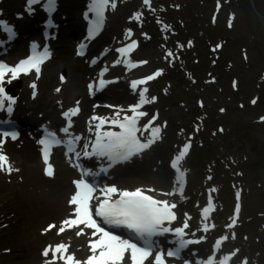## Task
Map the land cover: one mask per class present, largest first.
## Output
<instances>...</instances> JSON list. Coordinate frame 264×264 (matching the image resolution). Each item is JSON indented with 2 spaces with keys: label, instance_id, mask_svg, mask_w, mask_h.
Listing matches in <instances>:
<instances>
[{
  "label": "rangeland",
  "instance_id": "1",
  "mask_svg": "<svg viewBox=\"0 0 264 264\" xmlns=\"http://www.w3.org/2000/svg\"><path fill=\"white\" fill-rule=\"evenodd\" d=\"M253 3L261 21L249 12L247 0H150V5L144 4L139 11V20L123 21L114 36L109 29V44V39L102 40L103 45L113 48L126 39L130 29L141 45L134 59L147 56L150 64L162 68L161 77L145 93L151 100L155 97L154 105L147 109L148 117L160 113L159 121L166 131L165 143L151 153L149 162L157 163L161 170L123 174L120 187H152L156 183L171 189L175 196L166 182L172 174L168 168L172 158L190 143L180 168L197 190L196 200H192L196 206L200 202L208 206L211 197L210 220L216 230L208 236L212 241L216 235L226 237L222 245L225 251L237 256L241 253L232 264H264V0ZM116 10L121 13L123 5L116 2ZM117 15L109 12L108 19ZM64 45L71 54L70 45ZM169 52L172 56H166ZM124 87L126 92L110 103H137L128 92V81ZM165 112L174 119L168 121ZM131 114L124 109L120 118ZM24 172L29 174L27 169ZM15 181L11 176L8 182L17 189ZM4 182L5 176L0 175V186ZM31 182L34 180L29 177L25 199L31 208L11 201L1 204L5 210L0 213V264H45L51 253L44 257L42 245L53 247L61 241L69 244L68 252H73L75 259L83 261L82 250L74 253L80 244L73 242L75 236L70 232L40 236L47 223L55 222L57 227L52 230L58 229L60 219L69 214L51 215L48 207L34 203ZM236 202L242 209L235 226L229 228L226 226L234 219ZM224 227L228 234L220 233Z\"/></svg>",
  "mask_w": 264,
  "mask_h": 264
},
{
  "label": "snow or ice",
  "instance_id": "2",
  "mask_svg": "<svg viewBox=\"0 0 264 264\" xmlns=\"http://www.w3.org/2000/svg\"><path fill=\"white\" fill-rule=\"evenodd\" d=\"M36 3H39V0H28L29 6ZM143 3L150 5V0H143ZM54 4L55 0H47V10L51 11L54 8ZM108 7L114 9L116 7L115 0H91L89 11L95 14V20L89 27V39L97 34L103 26L105 10ZM140 17L141 13L137 12L133 14L131 19L139 20ZM0 31L7 32L9 38H12L14 35L12 28L3 21H0ZM125 35L127 38H130L132 36L131 30H126ZM84 47L85 45H80L81 50ZM135 47L136 41L132 40L131 43L116 49V51L122 57H127ZM219 47L217 45V48ZM32 48L34 50L33 54L26 59L20 60L14 66L0 62V84L4 82L7 74L11 75V79H16L21 73L25 75L30 74L31 70H34L37 78H39L40 65L49 54L47 49L42 53H36L35 49L37 45L35 44L32 45ZM78 54H82V51L78 52ZM166 56H172V53H166ZM121 62L125 63L127 67L135 68L137 66V64L131 63L126 59L123 61L117 59L115 63L119 64ZM139 63L146 64L147 61H140ZM106 71L107 69H104L100 73V76L102 77ZM160 74V71H156L143 79L132 80L130 86L133 91H136L138 85H143ZM97 83L99 89L106 83H111V81L106 82L101 78ZM30 86L35 89L34 83ZM88 87L91 93L93 85L89 84ZM146 92V88L141 89L138 93V102L129 106L128 111L132 113L131 115H124L121 119L120 112L117 111L112 119L95 115L91 117L90 132H93L91 122H96L94 125V139L84 140L82 150L80 151L77 150V145L82 140V137L74 135L70 131L72 128L71 118L78 114V107L70 108L62 113L66 120V125L60 128L59 132L64 134L65 139L58 138L56 132L46 129L44 133L45 138L38 141L42 146L41 156L45 165V175L51 177L54 174L53 166L49 162L53 147L62 146L65 149L64 155L66 157L78 161L73 166L80 171V178L73 181L75 190L68 200V204L73 206V212L69 218L64 219L60 223L57 234L63 233L66 229L76 228L78 229L76 235L80 236L85 234L84 229L86 228L91 229V237H95V239H90L89 250L91 254L87 256L86 260L80 261L75 259L74 255L68 254V245L60 243L54 248L49 246L43 250L42 255L44 257H49L51 253V259L46 260L45 264H56L57 260L62 261L63 264H129V262L130 264H145L149 258H152L151 264H166L165 256L179 258L181 250L189 244L199 243L205 239L203 236L199 240L184 238L186 235L185 229L189 228L187 219H190V217L187 216V213H185L186 220L182 227H168V224L176 220V215L172 211L176 207V204L170 203L165 199H158L154 195L146 194V192H155V189L144 190L136 188L135 190H127L119 189L115 185H104L101 187L98 186L95 179H88L89 177L94 178L101 173H106L108 168H111L114 164L128 161L134 156L139 155L159 138L160 127L152 126V121L156 119L155 116L148 123L144 124L143 128L138 127L139 119L147 115L145 112L139 111V109L144 104L151 102L145 98ZM33 95H35V92ZM152 100H155V97ZM5 101H8L6 110L8 113H11L15 100L6 96L5 89L0 87V110L5 108ZM105 124L115 126L119 131L103 130ZM145 132H148L149 135L142 140L141 137L144 136ZM0 136L10 137L13 140L17 138L15 132L8 131L0 132ZM2 143L3 140H0V144ZM188 147L189 145L185 144L171 163V167L176 171L175 185H179L181 191L183 188L184 172L181 171L180 163L186 155ZM82 157L89 159L95 157L100 161L106 160L107 165H102L98 171L94 172L82 163H79ZM14 170L18 171V169H13L9 158L0 152V171L11 173ZM160 195L172 196L173 192L160 193ZM212 207V200L209 197L208 206L202 211V218L205 221L208 219ZM238 210L239 207L237 206L236 211L238 212ZM235 223L234 218L232 223L226 227H234ZM56 227V225L50 224L45 231ZM209 227V224L205 223L202 231H209ZM121 228L130 234L127 238L112 231V229ZM170 232L176 238L174 241L175 247L165 252L159 248L157 241L153 238ZM224 239L226 237H222L215 242L213 245L214 251L221 247ZM232 255H235V253ZM229 259V256H224L219 260V264H227ZM185 264H189V262L185 261ZM196 264H217V262L214 256L210 255L206 260L197 261Z\"/></svg>",
  "mask_w": 264,
  "mask_h": 264
},
{
  "label": "bare ground",
  "instance_id": "3",
  "mask_svg": "<svg viewBox=\"0 0 264 264\" xmlns=\"http://www.w3.org/2000/svg\"><path fill=\"white\" fill-rule=\"evenodd\" d=\"M24 0H0V21L7 22V25L13 24L14 28L16 30V39L12 41H3L7 40L9 35L1 34L0 33V44H3L5 48H7V54L6 56L10 59L13 55V51L15 50H22L24 47V42L26 38V35H28L31 32L39 31L40 28L38 26V22L44 17L43 11L36 7V8H27L26 11H22L19 13L16 10V7L19 8V4ZM123 3V10L121 13H117L118 15L113 19L111 23H109L106 26V32L103 33L100 36V40L103 39H109L110 35L108 30L113 29V36L115 34H118L117 32L122 29L121 23L125 21V24H129V22H133L134 19H131L134 13L136 11H143L144 7L142 5L141 0H120ZM88 2H91V0H59L58 1V13L53 17V28L56 29V34L53 36V53L57 54L56 58L53 59V61L47 63L44 68L43 72L41 74V78H36L31 75H28L26 77H20L24 79V83L22 84V87L20 89H16L15 94L19 97V101H24L26 103V100H28V104L30 105L28 110H30L29 115V121L26 118H21L18 115L15 117L19 119L20 124L23 126L22 133L25 135L27 133L26 130H24L25 126L29 123L32 124V121L34 120V113L35 112H42L43 115H45V119H48V117H55L57 115V112L59 113L60 109L65 110L68 106H79L81 108V114L74 120L76 124H80L82 121L81 115L88 112V106L87 101L89 98L86 96V87L83 89V83L87 80H89L92 77V68L89 67L87 64H84L81 62V64H74L73 59L69 56L67 52L66 45H64V42L66 38H71L75 35V33L79 34L81 29V20L78 17V13L81 12V10L85 9L88 6ZM122 6V5H121ZM20 10V9H19ZM112 10V9H110ZM76 13V15H75ZM35 34V33H34ZM111 40V39H109ZM132 40L136 41V48L134 51L133 57L139 54V44L138 40L127 38L122 42L123 46L126 45V43L131 42ZM74 41V40H72ZM73 43V42H71ZM123 46H117L116 49L121 48ZM93 49V47H92ZM101 50V49H100ZM98 50V52L100 51ZM93 51V50H92ZM112 52H105L102 53L101 57L104 61L107 62V65L110 68L109 73H133V77H129V81L131 82L133 79H136L138 77L145 76L143 74H137L139 72H143L145 70H154L155 68H161L158 64H150L147 60V56H141L138 58V60L134 62H140V61H147L144 66L139 69L136 72L122 69L126 68L125 64H121L120 66L115 64L114 62H111ZM106 56V57H104ZM110 62V63H108ZM117 65V66H116ZM47 66V68H46ZM49 66V67H48ZM128 68V67H127ZM62 72L61 75L63 77L62 84L60 85L59 91H55L54 93L51 91L52 87H55L58 84L57 76L58 72ZM56 72V73H55ZM147 72V71H146ZM151 71L150 73H152ZM149 74V73H148ZM147 74V75H148ZM125 77V76H124ZM123 83L126 81L125 78H122L121 80ZM122 82L119 84H113L105 92L103 93V96L105 99H112V98H119L121 93H124L126 90L124 89V86L122 85ZM8 81L4 80L2 83V86H8ZM33 83H37V96L36 99L30 100L29 96L26 98V95L30 93L31 88L30 85ZM149 84L141 86L138 91L144 88H148ZM28 92V93H27ZM139 93V92H138ZM137 93L136 96L132 98L133 101L139 100V94ZM146 99L150 100V103H146L145 107H149L150 109L154 105L152 100L145 96ZM78 102V104H77ZM5 105H7L5 103ZM123 109H128V103H124L121 105ZM14 107V105H12ZM159 114V118H161V114ZM114 117L115 115H112ZM166 119L168 121H172L174 119V115L171 113L165 112ZM57 120V119H56ZM145 120V119H144ZM144 120L138 121V126L143 128ZM155 127H160V134L159 138L155 140V142L151 145V148L144 151L143 155L135 159L134 161H130L127 164L115 169V173H112L111 175H117L118 172H122L123 174L128 173H137V171H140L141 169L149 170L150 172H157L159 166L157 163L155 164L153 162L152 165H150L152 162V155L151 153L158 150L164 143H165V136L166 131L164 129V124L161 121L156 122ZM114 128H116L114 126ZM73 132H79L81 136H83L87 130H79L76 127L70 129ZM149 135L148 132L144 133V136L142 138H145ZM18 149L17 152L20 153V155L17 157L16 154H14L15 150V142L9 141V140H3V143L0 144V151L6 152L7 154H10L11 157L17 158V165L22 166V169L27 165V170L29 168V174H25V180L24 176L21 175V181H16V184L18 185V189H15L14 186H12L9 183H3L2 186H0V213L3 212L5 209H3V206H1L2 203H11L18 205H25L26 207L31 206L29 203L25 201L27 200V190H26V181L29 177H32L36 181V186L31 189L30 193L35 196V202H39V204H42L45 207L49 208V211L51 212V215L55 214H68L73 209V206H70L68 204V200H65L66 190L70 187V183H66L62 177V172H54L52 175L53 177H49L45 175L39 168L38 163V155L33 146L25 145L19 146L17 145ZM30 161L33 162V165L30 164ZM41 167V166H40ZM161 170V169H160ZM182 171V170H181ZM1 172V171H0ZM172 176L169 180L166 182L174 186L176 189V197L172 202L176 204V212L177 217L176 220H174L172 223L175 224L177 227H182L186 216L185 213H187V216L190 217V219H187V223L189 224V228L185 229V239L190 233H198L199 238L201 236L205 237L204 240L200 241L198 245H191L189 244L187 246V250L185 251V259L189 260L191 264H196V262L199 260L201 255L206 252L208 249L212 248V241L210 237L208 236L209 233L206 234V232L202 231L201 228H203L204 224H209V229L211 228V220L210 218L213 217L212 215L208 216V219L205 221L202 218V211L204 209V204L200 206H196L192 200L196 199L197 190L195 187H193L184 173V180H183V188L182 191L179 188V185H175L176 180V171L174 170L172 172ZM2 175V174H0ZM12 175V172L9 173L6 171L5 177H9ZM66 176V175H65ZM120 176V175H119ZM118 176V177H119ZM120 180H122L120 178ZM117 181L115 183L120 182ZM123 180L129 181L126 178H123ZM25 181V184H24ZM154 182V181H153ZM21 184V185H20ZM41 185L48 186L47 189H44L41 187ZM129 190V189H128ZM11 195V196H8ZM162 199L171 201L170 199L166 197H162ZM26 203L28 205H26ZM46 210V209H43ZM216 230V228L214 229ZM213 230V231H214ZM226 230V228L224 229ZM83 236H77L73 239L78 244H84L85 240L87 238V235L90 233L88 230H84ZM220 234V233H219ZM224 234H226L224 232ZM191 238H195L192 237ZM174 235H166L164 237H161L157 240L158 244H162L165 241L174 242L175 241ZM1 246V244H0ZM83 249H86L87 247L83 245ZM82 248H79L75 251V254H77ZM1 251V247H0ZM238 256L232 255L225 251V249L221 246L219 248V255L223 258L224 256H229L230 261L229 264H232L234 260H237ZM167 264V263H166ZM177 264V263H176ZM238 264V263H237Z\"/></svg>",
  "mask_w": 264,
  "mask_h": 264
},
{
  "label": "water",
  "instance_id": "4",
  "mask_svg": "<svg viewBox=\"0 0 264 264\" xmlns=\"http://www.w3.org/2000/svg\"><path fill=\"white\" fill-rule=\"evenodd\" d=\"M247 4H248V10L250 13H253L254 15H256L258 17V19H262V16L255 10L254 7V3L253 0H247Z\"/></svg>",
  "mask_w": 264,
  "mask_h": 264
}]
</instances>
